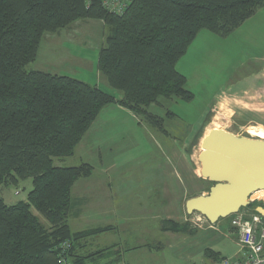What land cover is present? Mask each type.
Returning a JSON list of instances; mask_svg holds the SVG:
<instances>
[{"label": "trees", "instance_id": "trees-1", "mask_svg": "<svg viewBox=\"0 0 264 264\" xmlns=\"http://www.w3.org/2000/svg\"><path fill=\"white\" fill-rule=\"evenodd\" d=\"M105 1L0 0V187L26 179L34 185L27 202L10 206L0 197V264H59L66 241L72 243V264L101 255L78 257L75 250L79 241L111 227L73 233L68 224L72 188L90 178L93 168L55 167L53 160L72 157L109 105L144 116L163 131V120L149 109L160 99L194 98L177 64L198 34L228 36L264 7V0H131L126 13L116 15ZM87 20L101 21L108 29L98 70L122 94L119 100L71 77L27 70L47 33ZM258 207L264 205L247 209L259 214ZM185 229L167 220L162 231L187 234ZM205 256L222 259L212 251Z\"/></svg>", "mask_w": 264, "mask_h": 264}, {"label": "rangeland", "instance_id": "rangeland-1", "mask_svg": "<svg viewBox=\"0 0 264 264\" xmlns=\"http://www.w3.org/2000/svg\"><path fill=\"white\" fill-rule=\"evenodd\" d=\"M75 23L56 33H47L46 36L51 37L45 39L39 58L27 70L39 67L49 70L51 75L77 77L82 82L90 81L88 77L97 83L94 61L103 30L89 26L86 21H80L81 28L76 26L70 30ZM106 34L108 36L109 32ZM263 65L264 7L228 36L206 30L198 34L177 64L194 98L191 101L160 99L159 105L150 107L153 115L165 121L163 131L152 126L144 116L138 117L109 105L101 113L107 123L101 130L97 129L95 121L77 146L75 155L53 160L55 167L89 163L94 168L92 177L82 179L73 189L74 201L78 199L85 208L81 219L70 216L73 232L122 224L116 209L117 198L120 193H130L123 204L132 212L131 227L88 238V254L97 247L118 244L124 264H203L204 256L192 262L181 261L171 238L173 235L175 238L195 235L198 219L202 218L199 214L189 216L185 204L210 187L196 173L197 170L202 172L199 156L205 149V140L212 133L225 130L238 137L264 141V133L254 128L257 126L251 112L256 107L247 106V100L242 103L240 93L235 91ZM112 90V96L122 97L120 92ZM173 153L183 159L178 162L172 157ZM173 169L179 173L178 183L171 180ZM169 183H172L169 191L173 194L167 201L166 185ZM33 189L32 179L20 180L17 184L1 186L0 197L13 206L27 202ZM85 198L87 203H83ZM175 207L176 211L185 210L182 220L177 221L186 225L187 234L162 231L163 223L172 221L168 218L173 216ZM32 212L42 224L50 227L39 212L35 209ZM226 234V229L221 228L217 237L224 240L222 253L232 258L239 247L223 239ZM119 255L113 250L109 257L117 260ZM107 262L109 260L101 261L102 264Z\"/></svg>", "mask_w": 264, "mask_h": 264}, {"label": "crops", "instance_id": "crops-1", "mask_svg": "<svg viewBox=\"0 0 264 264\" xmlns=\"http://www.w3.org/2000/svg\"><path fill=\"white\" fill-rule=\"evenodd\" d=\"M86 22H87V24L89 26H91V27H93L95 29H101L102 28L103 35L100 38L99 43H98L99 46L96 49L97 50V58H96V60H95V56H96L95 53H94V56H93V59L95 60L94 61V70L97 72L96 78H94V80L96 79L97 83H94L95 81H93V78L90 79L88 77H87V79H89L90 81H83V82L87 83V84H90L91 86H95V87H97V88H99L101 90L103 88L102 91H104V92L106 91V92L110 93V95H111L113 93L112 88L108 85L106 79L100 74V72L98 70V58H99V54H100L101 50L106 47V41H107L106 31H108V29L105 27L104 23L100 22V21L91 20V21H86ZM81 25L82 24L80 23V21L76 22L73 26H71L73 28L70 27L71 28L70 30H73L76 26H79L81 28ZM47 37H51V36H46V35L44 36V39L42 41L39 53H41V50H42V47H43V43H44V41H47V40H45V39H48ZM84 44L86 45L88 43L84 42ZM47 48L48 47H46V49ZM38 58H39V54H38ZM71 59H69V60H71ZM81 61H83L84 63L87 62V61H84V60H81ZM33 71L53 74V73H50L49 70L42 69V68H39V67L35 68V70H33ZM54 75L67 76V75H61V74H54ZM67 77H70V76H67ZM71 78H73V77H71ZM76 78L77 77H75L74 79H76ZM77 80H79V79H77ZM235 91L237 93L238 92L240 93L241 102L242 103H245V100H247L246 101L247 106L251 107L252 105H254L256 107L251 112L252 113L251 115H254L253 116L254 117L253 121L255 122V124L257 126V127H254V128H257L258 130L262 131V133H264V65L251 78H249L247 81H245V83L242 84L240 86V88H238V91L237 90H235ZM115 98L117 100H119L122 97L121 98L120 97L119 98L115 97ZM116 106L118 107L117 109L119 111H125V112H128V113L132 114L129 110H127V109H125V108H123V107H121L119 105H116ZM257 107H260V108H257ZM261 108H263V109L261 110ZM102 111L100 112L98 118L96 119L97 125H98L97 126L98 130H101L103 124H107L105 122V120H103V118H101ZM149 112H150V109H149ZM150 113H152V112H150ZM163 125H165V121L164 120H163ZM75 153H74V155H75ZM176 153L175 154L173 153L172 157H174L179 162V160H182L183 158H181L182 156L181 157L178 156ZM84 164H88L89 165V163H84ZM77 167H79V166H77ZM61 168H70V167H61ZM93 172H94V168H93ZM172 172H174L175 174H172ZM196 173H197L199 179H202V181L204 183H208L210 185L208 190H204L200 195H198V196H206V195H208L211 187H213V186H212V184H211V182L209 180H205L201 176V173L198 170L196 171ZM178 174L179 173H177L173 169V171L170 172L171 180L172 179L173 180L175 179L176 181L179 180V177L177 176ZM87 179H89V178H87ZM79 181H82V179L79 180ZM79 181L76 182L75 185H77L78 183H81ZM177 183H178V181H177ZM75 185L72 188V193H73V189L75 188ZM82 186L80 187V190L82 189ZM171 186H172V183H169V184L166 185V199H167V201H168V196L170 194L171 195L173 194L172 191H171V193L169 191L170 190L169 188ZM84 188H87V186L85 184H84ZM176 192H175V195H176ZM128 197H130V193H128V194H126V193L121 194L120 193L119 197L117 198L118 199V203L116 204L117 205L116 209L119 210L118 217L120 218L122 224L115 225V226H111V225L107 226V227H111L112 230L111 231H107L105 233L114 232V231L118 232L120 229H129V227H131V225H132V212H131L129 207H127V206H125L123 204L124 199H126ZM3 200L6 203L4 198H3ZM86 201H87V198L84 199L83 203H85ZM6 204L9 205L8 203H6ZM113 204H115V203H113ZM174 204H176V203L174 202ZM84 210H85V208L82 207V203H79L78 199H77V202H75L74 199H73V196H72V211H71L70 216H73V218L76 217V219L79 220V219H81V217L84 216L83 215V213H84L83 211ZM172 212H173L172 213L173 216L172 217L169 216V218L168 217L167 218L172 220V221H174V222H178V221L182 220V216L185 213V210L181 208L180 211H178V210L176 211V207H175V209H173ZM224 221L225 220L220 221L216 225H210V223H207V222H200L199 225H198V229L196 230V234L193 235V236L184 235V236L175 238L176 235H173L172 236L173 238H171L172 239L171 241L175 243L174 246H175V248L177 250L178 258L181 261H184V262H187V261H189V262L191 261L192 262V260L200 259L202 256H204L203 257V259H204L203 264H208V263L214 262L213 261V257L207 258L205 256V252L206 251H212L214 254H217L219 256V258H229L227 255L222 253L221 245H222V242L224 240H221L220 238H218L217 234L219 232V229L224 228V229H226V233L227 234L224 235V237H222V238L226 239V240H229L232 243L237 244V233H236L235 229L232 227V218H230V220H226L225 222ZM178 223L182 224V222H178ZM223 223H225L224 224L225 226L223 225ZM68 224H69V220H68ZM221 225L223 227H221ZM69 226H70V224H69ZM102 228H106V227H102ZM70 229H71V226H70ZM96 229H99V228H96ZM90 230H93V229H90ZM71 231H72V229H71ZM83 231H88V230H83ZM83 231H76V232L72 231V232L73 233H79V232H83ZM87 240H88V238L87 239H83V240L78 242V245H77L76 250H75V254L78 257L86 258V257L93 256V255H95L97 253H100V252H102V253L99 256L91 257L90 259H88L86 261V264H88L89 262H92L93 264H102L101 261L103 259L109 260V262H107L105 264H124V261H122V250H121V248L118 247L119 246L118 244L113 245L112 247H104V248L97 247L92 253L88 254L87 250H88L89 246H88L87 243H89V242ZM113 250L116 251V253L120 254L118 256L117 260H112L109 257V255L112 253Z\"/></svg>", "mask_w": 264, "mask_h": 264}, {"label": "water", "instance_id": "water-1", "mask_svg": "<svg viewBox=\"0 0 264 264\" xmlns=\"http://www.w3.org/2000/svg\"><path fill=\"white\" fill-rule=\"evenodd\" d=\"M200 153L201 175L214 184L208 195L189 199L186 213L199 214L211 225L250 207L253 194L264 190V141L225 130L212 133ZM256 211L264 216V208Z\"/></svg>", "mask_w": 264, "mask_h": 264}, {"label": "built area", "instance_id": "built-area-1", "mask_svg": "<svg viewBox=\"0 0 264 264\" xmlns=\"http://www.w3.org/2000/svg\"><path fill=\"white\" fill-rule=\"evenodd\" d=\"M86 1L89 5L90 0ZM130 3L131 0H106L104 6L112 14L123 15L129 9ZM256 203L264 205V200ZM251 204H253V202ZM198 222L209 223L203 217L199 218ZM232 227L237 233V246L239 247L236 256L232 258H222L220 261L214 262L213 264H264L263 216L253 211L250 212V209H243L232 217ZM71 249L72 243L70 241L61 244L59 264H72L69 259Z\"/></svg>", "mask_w": 264, "mask_h": 264}, {"label": "bare ground", "instance_id": "bare-ground-1", "mask_svg": "<svg viewBox=\"0 0 264 264\" xmlns=\"http://www.w3.org/2000/svg\"><path fill=\"white\" fill-rule=\"evenodd\" d=\"M263 200H264V190L256 192L255 194H253L252 197H251V201L250 202L251 203L253 202V204H254V203L258 202V201H263Z\"/></svg>", "mask_w": 264, "mask_h": 264}]
</instances>
